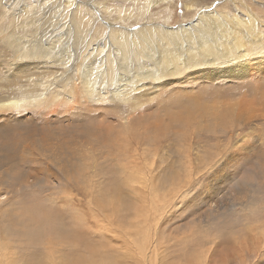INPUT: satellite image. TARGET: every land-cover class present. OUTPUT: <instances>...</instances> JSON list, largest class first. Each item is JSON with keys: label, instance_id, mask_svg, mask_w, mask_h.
I'll use <instances>...</instances> for the list:
<instances>
[{"label": "rangeland", "instance_id": "obj_1", "mask_svg": "<svg viewBox=\"0 0 264 264\" xmlns=\"http://www.w3.org/2000/svg\"><path fill=\"white\" fill-rule=\"evenodd\" d=\"M69 1L74 4L68 6L70 16L67 24L70 23L69 21L72 20V17L78 21L85 13L88 14V12L92 11L93 7L86 6L91 3L97 6L95 16L98 27L101 26L106 32H108V27L111 24L114 27L119 26L123 28L126 32L138 30L147 25L161 26L167 30L172 28L174 30L183 24L192 22L204 11L212 15H214V10H216L220 13H228L229 15L238 14L244 17L246 8L243 4H238L240 1H243L255 15L256 23L254 22V24L258 29L250 35V38L261 40L264 37V0H233L236 2L235 4L232 0H139V3H136V0H3V8H0V19L3 11L5 12L7 10L6 13H8H5V16L3 15L2 32H0V83H2L4 72L9 66L5 60H10L13 54V50L5 45L6 41L9 37L16 35V31L23 33V29H20V24H18L19 22L17 20L27 15L28 11H35L30 8L38 6L40 14H37V17L33 15V19L38 21V26L42 30L40 31L38 28V35L35 34L37 41H40L42 39L40 36L45 35L43 32L46 33L47 31L51 34L55 29L53 22L57 19H60L62 23L65 22L62 21L63 18L66 19L63 16V12L67 6L60 5V2L67 3ZM197 1L199 3H196ZM83 2L85 3V7H79V4L84 5ZM95 2L97 3L95 4ZM192 2L196 7L190 4ZM119 6H122V9L127 7L128 9L132 8L138 11L135 15V21H132V24L127 25L123 22L125 20L123 14L117 12L119 9L117 7ZM143 7L147 8L148 11L145 15L141 14L142 11H140ZM79 8L84 9V13L81 15L80 12H76ZM109 8H111V12ZM50 13L55 14L57 19H54L53 14ZM12 17L15 19H12ZM15 21L16 23H14ZM91 30L92 32L94 31L93 27L90 28V33H92ZM62 31L65 30L62 29ZM22 33L20 34L22 35ZM212 35L216 36L217 33L212 32ZM98 39H96L97 47L100 41ZM66 40L70 45L74 46L75 43L74 47L77 50L74 52L83 55V59L79 58L76 62L64 61L59 63V60L53 57L64 49L59 50L56 47L54 53L48 59V63L43 64L41 62L42 64H39L43 71L51 70V75L47 83L56 82L63 86L68 84L66 90L68 89L67 91L73 95V99L67 97L70 100L69 102L61 105L53 104L50 109H14L13 112L7 114L0 112V118L1 116L8 118L11 127L13 126L11 129L0 127V146L2 145L1 148L3 146L5 147L0 150V162L2 163H0L2 165L0 166V194L2 196L3 193H6L8 197V202L0 205V212L4 210V205H7L9 210L7 214L17 224L7 225L6 234L3 231L1 232L3 235L0 233V264H264V73H262L264 63L262 61H255L249 67L251 70H249V75L245 78H225V76L231 74L236 69V66L230 63L229 66L225 65L223 67V73H220L221 79L219 81H207L204 87L199 86L200 83L195 86L177 85L186 92V99H188L187 97H195L198 98L200 104H210L216 112L215 116H221L224 122L227 123L228 128L225 132H219L218 129L214 131L211 126H208L207 130H204L205 133L203 130L197 132L198 135H201L199 141L203 142L204 148L207 149H204L203 154L209 151L210 153L206 154L207 156L212 157L214 154L216 155L215 160H212L211 164L207 163V159L200 161L202 163L189 162L188 158L183 159V155L188 156L184 148L180 152L181 154L179 153L178 158L180 161L187 160L188 162H181L182 167L174 166L171 164V161L169 164L163 163L160 165L159 162V164H154V169L159 167L162 168L161 170H163V167L168 168L170 165V172L168 169L170 176L169 178L167 176L168 180H165V174H168V172H164L167 171L164 169L161 174L164 178L161 176L159 181L156 180L157 182L155 181V183L147 182L150 183L147 184L146 182L127 181L124 175L122 176L120 173H117L116 164L118 163L107 150L103 151V154L99 151L100 155H91V151H94L93 149L96 150L101 147L102 140L106 142L105 144H114L116 150H118L119 145L120 147L122 144L124 146L126 145V147L123 146L126 152L128 154L133 153L134 147L130 145L133 139H127L126 136L121 134V131L123 133H133V130L136 129L134 125H129L127 121L123 120L129 117L126 106L119 103L110 104L109 102L102 104L91 103L89 96L84 94L81 89V74L87 69L94 70L96 74L100 69L99 58H108L110 51L106 50L102 52V49L99 48L95 50L93 46L94 52L92 48L87 51L85 48L86 36L82 39H77L72 35ZM243 41H246V39ZM156 45L154 42L151 43V52L147 54L149 58H145L142 53L143 51L137 46L129 49L130 60H122L121 64L117 61L114 64L112 68L115 69L116 67V72L112 74L115 75V78L112 81L108 80L106 82V85L108 84L106 88L102 85L103 89L105 88L108 92H113L114 88L119 86V77L123 78L125 87L133 88L134 83L137 82V67L139 64L142 67H151L156 74H159V70L169 72L171 67L170 63H166L161 67V57L159 56L160 48ZM180 53L183 55V50ZM218 53L220 54V51ZM248 55L254 59H261L259 53L256 52H250ZM124 66H127L128 69H125ZM70 69L73 71L71 72ZM69 70L72 74H70L71 78L66 81L60 80L59 77L62 71L68 72ZM194 70L197 69L189 71L188 74ZM127 74L131 78L132 85L128 84L130 80L126 79ZM5 75H9V71ZM169 76L172 78L175 75L169 74ZM182 76L186 75H178L175 77L180 78ZM154 78L156 77L152 76L149 78L150 85L153 84L152 79ZM230 81L235 82V86L233 84L230 85ZM215 89L220 90V95H224L228 101L224 98L226 100L225 102L217 101L216 105H211V102L216 101V98L210 94ZM162 90V88L158 89L157 94ZM0 95H4V91ZM171 97L173 96L170 95ZM82 98H86L88 101L87 106L86 100L83 101ZM158 98L157 96L156 101ZM163 99H166L165 96H163ZM186 99H184L185 101H181V103L185 105L190 104L189 111L185 109L181 111V109H178V113L171 112L167 104L165 105L160 101L158 102V109H156L154 102L147 103L144 106L145 111L141 115L142 118L139 119V123L144 124L146 119L150 117L153 121L159 120L162 125L165 122L163 126L174 131L178 127L169 124L168 120L171 113H174L173 115L175 116H185V121L192 120L191 118L195 116H202L205 123H211L215 120L213 116L206 113L205 107L199 109L197 105L191 106L190 99L188 101ZM77 102L80 104H77ZM73 103L75 104L73 105ZM247 104H251L256 110L259 109L258 114L261 115L252 121L254 123L256 120H260L259 124H254L256 131L253 133L246 126L243 128L242 126L235 125L233 121L235 116L233 112L237 111L240 113L242 107ZM65 105H73L75 110L71 109L73 107H63ZM91 107L98 109V112L92 114L88 110ZM52 110H58L59 112L52 114ZM47 113L51 114L46 116ZM99 116L101 118H97ZM144 116L145 118H143ZM2 123L3 120L0 121V125ZM139 128L141 129V127ZM247 134L251 135V141L245 148L239 149L236 146L237 141L240 139V136ZM196 135H185L184 141L189 142ZM224 135H228L231 148L223 151L220 148V144L222 141H226V139L222 138ZM40 142L46 149L53 150V152L58 149L57 154L61 153L59 149L62 151H70L71 148L75 152L78 151L83 159L96 160V165H102V169L100 170L98 166L96 170L92 171V169H87L88 167L85 166L88 173H85L84 180L80 184L75 183V181L71 182L72 180H63L65 178L61 174L63 173L61 171L62 167H58L57 162L49 163L45 161L43 156L35 157L36 152L31 153L32 151H36L37 147H41ZM117 142H119V145ZM128 143H130L129 146L127 145ZM261 143L263 144L261 145ZM160 145L164 146V143L161 142ZM249 145L251 146L250 148ZM64 158H67V156L64 155ZM60 162L58 161V163ZM212 164L213 168L211 166ZM110 170L114 172H110ZM94 171H96L95 176H92L91 173ZM99 171L101 172L96 175ZM32 174L36 176L34 177ZM111 174H113L112 178ZM120 176L122 177L121 179ZM232 176L233 179L237 176V179L232 180ZM186 182L187 185H185ZM182 185H185L183 190ZM82 186L84 188H81ZM132 186H135V188H132ZM114 188L117 191L113 190ZM164 189L169 193L168 195H166L167 193H165ZM101 192H104V195ZM156 192H158V196H156ZM98 193L101 194V199L105 200L102 208L104 212L101 210V213H103H100L101 215L99 213L95 215L88 205V202L97 203ZM128 193H131L132 196ZM201 193L205 195H202L200 198ZM127 194L130 195V198L127 199L129 205H127L126 209L123 208V205L121 206L123 208L121 210L118 207L113 209V204L120 203L121 199L123 203V198L120 197H126ZM149 194L153 195L149 196ZM133 195H136L135 199L132 198ZM150 199L153 200L151 201ZM228 200L230 202H227ZM142 202L144 206H141L143 205ZM130 204L132 205L130 206ZM132 207H135L134 209L136 211L138 210V214L140 213L143 218L140 217L141 215H138L139 220L136 211L134 210V213ZM16 208H19L20 211L15 215ZM142 208L144 209L141 210ZM11 209L14 211H11ZM148 209L149 211H147ZM142 212L145 214L143 215ZM147 213L149 215L148 220L146 219ZM121 216H124L125 220L123 218L121 219ZM134 220L136 221L134 222ZM139 221L140 223H138ZM112 222L115 226H112ZM135 223L136 225L134 226ZM1 224L0 220V227ZM21 225H25L26 229H22ZM135 227L138 229L140 227L139 230L141 231H137ZM130 229L131 232L133 230L134 232L131 233L129 231ZM75 231L76 233L78 232V235ZM138 235L140 236L137 237ZM143 238L145 239L143 240ZM107 240L111 241L110 244ZM65 248L68 249L66 250L68 252L64 250ZM112 248L113 250H111Z\"/></svg>", "mask_w": 264, "mask_h": 264}, {"label": "bare ground", "instance_id": "obj_2", "mask_svg": "<svg viewBox=\"0 0 264 264\" xmlns=\"http://www.w3.org/2000/svg\"><path fill=\"white\" fill-rule=\"evenodd\" d=\"M63 1H65V0H63ZM138 1L139 0H136V3H139ZM150 1H152V0H150ZM2 2H3V0H0V8H3ZM60 3H61L60 5H62V6L63 5L67 6L64 8V12H63V16L66 19L63 18L62 21H65V22L62 23L60 21V19L59 20L57 19L55 14L50 13V14H53L54 19H57L55 22H53V25H55V29L52 31L51 34H49L47 31H46V33L43 32L45 35L40 36L42 38L40 41H37V39L35 38L36 35H38L37 29L38 28L40 29V27L38 26V21L33 19L34 16L37 17V14H40L38 11V6H34V7L30 8V9H34L35 11H28L27 15H24L23 17H21L20 19L17 20V22H19L18 24H20V29H23L24 35L22 32H20V33H22V35H21L20 33H18V31H16L15 32L16 35L9 37L6 41V44H5L8 48L13 50V54L11 55L10 60H5L8 62L9 66H8V68H6L7 70L4 72V76L2 77V83H0V93L4 91V95H0V112L7 114V113L13 112L14 109H21V110H29V109H33V108L50 109V108H52L53 104L61 105V104H65V103L69 102L70 100L67 99V97L70 99H73V95L67 91L68 89L66 90V88L68 87L67 86L68 84H65L63 86V85H59L56 82L47 83L49 80V76L51 75V70L43 71L41 69L42 67L40 66L39 63H41V62H43V64L48 63V59L54 53V50L56 47H58L59 50L64 49L59 54L55 55L54 57L52 56L53 58H57L59 60V63L64 62V61L65 62H76L79 60V58L83 59V55H81L79 53L77 54L76 52H74L77 50L74 47L75 43H74V46L70 45V44H68V41L66 39H68L72 35H73V37L75 36V38H77V39H82L84 36H86V40H85L86 45L85 44L84 45H85V48L87 49V51L92 48L93 52H94L93 47H95V50H98V48H99V49H102V52H105L106 50H109L110 52H109L108 58H99L100 69L96 74H95L94 70H88V69L81 74L80 81H81V89H82L83 93L89 96V101L91 103H101L102 104V103L109 102L110 104L111 103H113V104L119 103L121 105L126 106L127 112H128L127 114H129V117L126 119H123V120L127 121V123L129 125H134L135 126L134 128L136 129V130H133V133H130V132L123 133L121 131V134L126 136L127 139H130V138L133 139V142L131 144L130 143L127 144L128 146L130 144L134 147L133 153L128 154L126 152V150L124 149V147H126V145L124 146L122 144V146L120 147L119 142H117L119 146H118V150H116L115 149L116 146H114V144H105L106 142L102 140V143L100 142L101 147L96 149V150L93 149L94 151H91V155L92 154L100 155V152L102 153L103 151L107 150L111 154V156H113L115 158V160L118 163V164H116L117 170H118L117 173H120L122 176L124 175L127 178L126 179L127 181L146 182V183L147 182L155 183L156 180L159 181L160 177L162 176L161 174H162L163 170L166 169L167 171H164V172H168V169L170 166L169 165L168 168L163 167V170H161L162 168H159L158 166H156V167H158L157 169H154L153 168L154 164H159V163H160V165L163 163L169 164V162L171 161V164H173L174 166L182 167L181 162L194 161L195 163L196 162L199 163L200 161H203L204 159H207L206 160L207 163L211 164L212 160H215L216 155L214 154V156H212V157L207 156L206 154L210 153L209 151H208V153L203 154V151H205L207 149L204 148L203 142L199 141V137L201 135H198L197 132H199L200 130L201 131L203 130V132L205 133L204 130H207L208 126H211L214 131L218 129L219 132H225L226 129L228 128V125H227V123L224 122V119H222L221 116H219V117L215 116L216 112L213 110V107L210 106V104H208V103L200 104L198 98H195V97H192V98L187 97L188 99H186V97H185L186 92L183 91V89H180L177 85L195 86L196 84L200 83L199 86L204 87L207 84V81H210V82L219 81L221 79L220 73H223V67L225 65L229 66L230 63L234 64L236 66V69L234 70V72H231V74L225 76V78H235V77H239V78L244 77L245 78L246 76L249 75V70H251V68H249V67L255 61H262L264 63V37H262L261 40H256V39L250 38V35L253 32L257 31L258 29L256 28V26L254 24V22L256 23L255 15L252 13V11L249 10V8L243 3V1H240L239 3L238 2L237 3L240 5L243 4L245 6L246 12H245L244 17H242L238 14L229 15L228 13H220L219 11H216V10H214V15H212L211 13H206V11H204L199 15L197 14L198 17H196L192 22H190L188 24H183L182 26H180L179 28L174 29V30L172 28L167 30L161 26L147 25V26L140 28L138 30H131L130 29L131 30L130 32H126L123 28H121L119 26L114 27L113 24H111L108 27L109 28L108 32H106L105 29L101 28V26L98 27V22L96 21L97 18L95 16V12L97 11V6L93 5L91 3L86 5V6L87 7L91 6V8L93 7L92 11L88 12V14L85 13V15L82 18H80L78 21L74 20V17H72V20L69 19L70 23L67 24V20L70 16V11H69L70 9L68 6H72L74 3L71 1H69L67 3H65V2L64 3L60 2ZM96 3L97 2H95V4ZM147 3H149V2H147ZM196 3H199V2L197 1ZM233 3L235 4L236 2L233 1ZM83 4H84L83 6L79 4V7L80 6L85 7L84 2H83ZM190 4H193L196 7V5L193 2ZM117 8H119L117 10V12H121L123 14V17L125 18V20L123 21L124 23H126L128 25V24H132V21H135V15L138 13L137 10L132 9V8L128 9L127 7H124V9H122V6H119ZM14 9H15V7H14ZM110 9L111 8H109V11H110ZM83 10H84L83 8H79L78 11H76V12H80V15H81L82 13H84ZM113 10H115V9H113ZM6 11L5 12L3 11L2 17L0 19V32H2L1 25L3 23V15L5 16ZM140 11H142L141 14H143V15H145L148 12L147 8H145V7L141 8ZM12 14H13V11H12ZM216 14H221V15L217 16ZM14 17H12V19ZM14 23H16V21ZM92 27L94 30L93 32L91 30V32L94 33L93 35H91L92 33H90V28H92ZM62 29H64L65 31H62ZM40 31H42V30L40 29ZM57 31H59V32H57ZM212 32H216L217 35L213 36ZM18 36H20V37H18ZM46 37H48V38H46ZM244 37H246V38H244ZM98 38L100 39V41L98 42V47H97L96 39H98ZM244 39H246V41H243ZM11 41H13V43H11ZM152 42L156 43L160 48L159 56L161 57V59H160L161 67L163 65H165L166 63H170L171 67L169 69V72H162L161 70L158 69L159 74H156V73H154L155 71L153 72L151 67H148V66L142 67L139 64L137 67V69H138L137 70L138 75L136 77L137 82L134 83L133 88L125 87L123 84V78L118 76L119 77L118 78V85L119 86L114 88L113 92H108L107 90H105V88L108 86V84L106 85V82L108 80L112 81L115 78V75L112 74L113 72H116V67H115V69L112 68L114 66V64L117 63V61L119 62V64H121L122 60H128L129 61L131 57H130V53H128V50L131 48H135L136 46L141 51H143L142 53H143V56L145 58H149V56L147 54H150V52H151V43ZM4 43H5V40H4ZM174 44H175V46H174ZM182 50H183V55H182V53H180ZM218 51H220V54L218 53ZM250 52L259 53V55L261 56V59L260 58L254 59V58L249 57L248 53H250ZM150 57H152V56L150 55ZM153 58L155 59V57H153ZM87 64H88V62H87ZM115 66H117V65H115ZM85 68H88V67H85ZM124 68L128 69L127 66H124ZM193 69H197V70H194L188 74V72L193 70ZM10 70H11V73H10ZM70 70H71V72L73 71L72 69H70ZM70 70L68 72L62 71L59 79L62 81L63 80L66 81L67 79H70L71 78L70 76L72 75ZM8 71H9V75H5ZM262 73H264V70L262 71ZM169 74H172L175 76H178V75H186V76H182L180 78H177L174 76V77L170 78ZM235 75H237V76H235ZM126 76H127L126 79L130 80L128 82V84L132 85L130 76L128 74ZM152 76L156 77V78L152 79L153 84L150 85L149 84V81H150L149 78H151ZM77 78H79V76H77ZM70 84H72V83H70ZM73 84H74V82H73ZM100 84H101V87H100ZM229 84L230 85L233 84V86H235L234 84H236V83L230 81ZM102 85H103V87H105L104 89H103ZM160 88H162L163 90L161 92L159 91L160 93L157 94V91ZM69 90H70V88H69ZM200 91H202V90L200 89ZM206 93L209 95L208 92H206ZM246 93H248V92H246ZM210 94H212L216 98V101L211 102V105H216L217 101H223V102L226 101V100H224V98H226V97L224 95H220V90H218V89H215ZM162 95L165 96L166 99H163ZM170 95L173 97L170 98ZM157 96L159 98L156 101ZM161 96H162V98H161ZM184 99H186V101H188L190 99L191 106L197 105L199 109H202V107H205L206 113L210 116H213L215 118V120L211 123H205L204 120L202 119L203 118L202 116L201 117L195 116V117H193L194 119L191 118L192 120L189 119V120L185 121V116L173 115L174 113H178L177 112L178 109H181V111H183L184 109L189 111L190 104L185 105V104L181 103V101H185ZM82 100L84 101V100H86V98H82ZM159 101L163 102L165 105L167 104V107L171 110V112H174L173 114L171 113V116H169V120H168V122L171 126L178 127V128H175L174 131H171L169 128L164 127L163 125L165 124V122L162 125L159 120L153 121L152 118H150V117L146 119V122L144 123L145 125L142 123H139V119L142 118L141 115L145 111L144 106L149 102L150 103L154 102L156 109H158V102ZM227 101H228V99H227ZM46 104H48V105H46ZM74 104L75 103H73V105ZM77 104H80V103L77 102ZM87 104H88V101L86 100V106H87ZM43 105H45V106H43ZM73 105H70V106L65 105L63 107L71 108V107H73ZM55 109H57V108H55ZM71 109H74V107ZM159 109H161V108H159ZM164 109L166 110V108H164ZM88 110L92 114L95 112H98V109H95L92 107L88 108ZM58 112H59L58 110H52L51 113L57 114ZM258 112H259V109L256 110V108H254L251 104H247L246 106L242 107L240 113H238L237 111L233 112V114L235 115L233 118L234 124L238 125V126H242L243 128L246 126L253 133L254 131H256L254 124L260 123L259 119L256 120V122L252 123L254 118L261 116L258 114ZM51 113H47L46 116L50 115ZM96 114H99V113H96ZM109 115H110V113H109ZM97 118H101V117L99 116ZM143 118H145V116ZM2 120H3V123L0 125L1 128L11 129L13 127V126L11 127L10 120L8 118L1 116L0 121H2ZM75 120H77V119H75ZM142 120H144V119H142ZM79 123H80V121H79ZM212 124H214V125H212ZM146 126H148L147 127L148 129L146 128ZM139 127H141V129L142 128L143 129L141 130ZM8 129H6V131H8ZM171 134H173V135H171ZM195 134H197V135L192 137L193 139L192 140L190 139L191 141H189V142L184 141L185 135H195ZM190 138H191V136H190ZM222 138L226 139V141L221 142L220 148H222L223 151L231 148V143H230V140L228 138V135H224V136H222ZM3 139H5V138H3ZM250 141H251V135L250 134L242 135V136H240V139L237 141L236 146L239 149H243V148H245V146H247L249 144ZM161 142L164 143V146L160 145ZM263 143H261V145ZM40 144H41V147H37V149L35 148L36 151H32L31 153L36 152L34 155L35 157L43 156L45 161H47L49 163H51V162L56 163L57 162L58 167H60V168L62 167L61 171L63 173H61V174H63L64 178H65L63 180H66V181L72 180L71 182L75 181V183L80 184L84 180L85 173L86 174L88 173V171L85 169V166L88 167L87 169H92V171L96 170L98 168V166L100 167V170L102 169V165L100 166L99 163H98L99 165H96V163H95V162H97L96 160H90V159H86V158L83 159L81 157L80 152H78V151L75 152V151L71 150V148H70V151H62L61 149H59L61 151V153L57 154L58 149L53 152V150L51 151L50 149H46V147L41 142H40ZM83 145H85V144H83ZM1 146H0V150H2V148H5L4 146L1 148ZM7 147H8V145H7ZM250 147L251 146L249 145V148ZM184 148H185L188 156L183 155L182 158L183 159L188 158V161L187 160H181L180 161L178 158L179 153ZM261 149H262V147H261ZM82 150H83V148H82ZM4 151L6 152L5 149H4ZM116 151H117V153H116ZM128 152H129V150H128ZM131 152H132V150H131ZM162 152H163V154H162ZM183 153H184V151H183ZM0 154H1V151H0ZM64 155H66L67 158H64ZM217 156H218V154H217ZM220 156H221V154H220ZM233 157H235V156H233ZM105 158H107V157H105ZM58 161H61V162L58 163ZM120 161H121V163H119ZM219 161H221V160H219ZM103 163H104V161H103ZM114 163H116V162H114ZM200 163H202V162H200ZM73 164H74V166H72ZM213 164H214V161H213ZM213 164L211 165L212 168H213ZM0 166H2V165H0ZM48 166H49V164H48ZM50 167H52V166H50ZM171 167H173V166H171ZM187 168H189V167H187ZM105 169H106V167H105ZM210 170L212 171V169H210ZM102 171H104V170H102ZM111 171L112 170H110V172ZM95 172L96 171L91 173V175L95 176ZM100 172L101 171L96 173V175H98ZM112 172H114V171H112ZM169 172H170V169H169ZM169 172H168V174H165V176H166L165 180H168L167 176L169 178V176H170ZM174 172H172V173H174ZM186 172H188V171H186ZM212 173H210V174H212ZM32 175H34V174H32ZM112 175L113 174H111V178H112ZM35 176L36 175H34V177ZM100 176H103V175H100ZM236 177L237 176H235V178ZM121 178L122 177L120 176V179ZM162 178H164V177L162 176ZM234 179L232 176V180H234ZM171 180H172V178H171ZM205 180H207V179H205ZM161 182H162V180H161ZM98 183H100V182H98ZM146 183H145V185H146ZM165 183L167 184L166 181H165ZM114 184H115V182H114ZM147 184H150V183H147ZM140 185H141V183H140ZM153 185H155V184H153ZM159 185H157V186H159ZM162 185H163V183H162ZM185 185H187V182L185 183ZM185 185L184 186L182 185V190L185 188ZM88 186H89V184H88ZM155 187H156V185H155ZM179 187H180V185H179ZM73 188H74V186H73ZM81 188H84V187L82 186ZM132 188H135V186L134 187L132 186ZM132 188H130V189H132ZM156 188H155V190H156ZM113 190H116V189L114 188ZM132 190H130V191H132ZM142 190H141V192H142ZM164 191H165V189H164ZM119 192H120V190H119ZM101 193H103V195H104V192H101ZM150 193H152V192H150ZM165 193H167V192L165 191ZM119 194H121V193H119ZM128 194H131V193H128ZM128 194L126 195V197H120V195H119L120 198H123V203H122V199H121L120 203L113 204V206H114L113 209H116V207H118V209L121 210L122 205H123V208L126 209L127 205H129V203L127 202V199L130 198V195H128ZM168 194L169 193H167L166 195H168ZM227 194H229V193H227ZM150 195H153V194H149V196ZM202 195H205V194L201 193L200 198ZM0 196H1V194H0ZM131 196H132V194H131ZM156 196H158V192H156ZM160 196H162V195H160ZM144 197H142V198H144ZM132 198L135 199L136 195H133ZM132 198H131V200H132ZM209 198H211V196H209ZM7 199H8V197H7L6 193H3L1 196V199H0V205L1 204L3 205L4 202H8ZM71 200H72V198H71ZM147 201H148V198H147ZM154 201H156V200H154ZM103 202H105V200L101 199V194L98 193L97 203L88 202V205H89L90 210L93 211V213H95V215H97L98 213H99V215H101V214H103V213H101V210L103 208ZM227 202H230V201L228 200ZM131 205L132 204H130V206ZM108 206H106V207L108 208ZM141 206H144V203ZM110 207H112V206H110ZM137 207H139V206H137ZM107 208H105V209H107ZM132 208H133V211L134 210L136 211V209H134L135 207H132ZM159 208H160V206H159ZM3 209L4 210L2 212H0V220L2 223L1 227H0V233L3 231L6 234V226L7 225H9V224L17 225V224H15V220L10 218L9 214H7V212H9L8 206L4 205ZM143 209L144 208H142L141 210H143ZM107 210L110 211L109 209H107ZM11 211H14V210L11 209ZM18 211H20V209L16 208L15 215ZM135 211H134V213H135ZM137 211H136V214L138 217V215L140 216L141 214L140 213L138 214ZM147 211H149V209ZM158 212H159V210H158ZM158 212L156 211V213H158ZM108 214H110V213H108ZM123 214H124V212H123ZM142 214H143V212H142ZM148 216L149 215L147 213V217L145 216L146 219L147 218L149 219ZM108 217H106V218L109 219ZM140 217L143 218L142 215ZM63 218H64V216H63ZM69 218H71V217H69ZM74 218H76V217H74ZM122 218L125 220L124 216H121V219ZM131 219H132V217H131ZM138 219H139V217H138ZM94 220H96V219H94ZM109 220H112V219L110 218ZM150 220H151V218H150ZM72 221H73V219H72ZM90 221H91V219H90ZM135 221L136 220H134V222ZM143 221H146V220H143ZM155 221H156V219H155ZM61 223H64V222H61ZM138 223H140V221ZM142 223L144 224V222H142ZM74 224H75V222H74ZM145 224H146V222H145ZM150 224H151V222H150ZM154 224H155V222H154ZM58 225H56L57 228H59ZM132 225H133V223H132ZM135 225H136V223L134 224V226ZM137 225H139V224H137ZM155 225H157V224H155ZM21 226H22V229H26L25 225H21ZM64 226H62V227H64ZM112 226H115V225H113V222H112ZM123 227H125V226H123ZM153 227H154V225H153ZM67 228H69V227H67ZM125 229H126V227H125ZM139 229H140V227H139ZM139 229L136 228L137 231H141ZM100 230H102V229H100ZM116 230H117V228H116ZM61 231H62V229H61ZM129 231L131 232V229ZM132 232H134V230ZM75 233H76V231H75ZM1 234L3 235V233H1ZM121 234H123V233H121ZM57 236H58V234H57ZM139 236L140 235H138L137 237H139ZM59 237H61V236H59ZM141 239H142V237H141ZM144 239L145 238H143V240ZM77 241H79V240H77ZM107 241H109V240H107ZM110 242L111 241H109V244H110ZM66 243H67V241H66ZM79 243H78V245H79ZM53 246H55V245H53ZM79 247H80V245H79ZM64 250L66 251L68 249L65 248ZM111 250H113V248ZM116 250L119 251L117 248H116ZM47 251H49V250H47ZM66 252H68V251H66ZM79 254H81V253H79ZM61 256H62V254H61ZM65 257H66V255H65Z\"/></svg>", "mask_w": 264, "mask_h": 264}]
</instances>
